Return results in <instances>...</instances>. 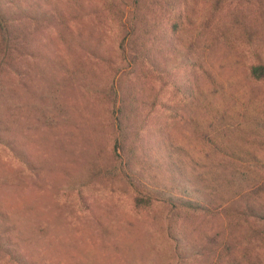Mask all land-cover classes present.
I'll return each mask as SVG.
<instances>
[{
  "label": "rangeland",
  "instance_id": "rangeland-1",
  "mask_svg": "<svg viewBox=\"0 0 264 264\" xmlns=\"http://www.w3.org/2000/svg\"><path fill=\"white\" fill-rule=\"evenodd\" d=\"M1 12L0 264H264V0Z\"/></svg>",
  "mask_w": 264,
  "mask_h": 264
},
{
  "label": "trees",
  "instance_id": "trees-1",
  "mask_svg": "<svg viewBox=\"0 0 264 264\" xmlns=\"http://www.w3.org/2000/svg\"><path fill=\"white\" fill-rule=\"evenodd\" d=\"M0 14H1L0 15V28L2 32V38L4 39V41H8L9 30H8V27L6 26V24H8V15L2 12ZM181 24H182V12H178L177 14H175V16H173L171 25H172V28L176 31L177 27L178 26L180 27ZM137 51H140V55H142L143 60L149 58V56H147L148 50H146L145 48H138L136 50V54L139 55V52ZM250 74L256 80H264V63H253L250 67ZM136 201L138 203L148 202V201L150 202L151 199L148 196L138 195L136 197ZM184 201L187 204V207L195 208L196 210L203 209L202 206H200L197 202H194L191 199H184Z\"/></svg>",
  "mask_w": 264,
  "mask_h": 264
}]
</instances>
